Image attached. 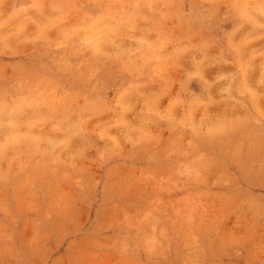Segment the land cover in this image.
Here are the masks:
<instances>
[{
  "label": "clouds",
  "instance_id": "clouds-1",
  "mask_svg": "<svg viewBox=\"0 0 264 264\" xmlns=\"http://www.w3.org/2000/svg\"><path fill=\"white\" fill-rule=\"evenodd\" d=\"M0 264H264V0H0Z\"/></svg>",
  "mask_w": 264,
  "mask_h": 264
}]
</instances>
